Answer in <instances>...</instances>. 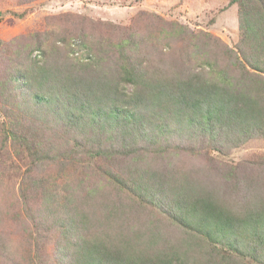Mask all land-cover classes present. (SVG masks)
Returning <instances> with one entry per match:
<instances>
[{"label":"trees","instance_id":"1","mask_svg":"<svg viewBox=\"0 0 264 264\" xmlns=\"http://www.w3.org/2000/svg\"><path fill=\"white\" fill-rule=\"evenodd\" d=\"M230 3L239 4L238 42L231 47L206 34L194 51L203 61L201 70L189 72L186 62L133 64L132 31L116 42L106 37L107 48L101 37L98 53L78 60L59 59L54 47L43 51L41 59L31 56L29 44L19 50L25 68L8 71L0 83L1 99L9 98L7 93L14 89L20 91L19 99L14 96L20 109L27 108L33 121L56 122L55 135L62 143L56 146L47 140L45 150L44 125L23 126L21 110L14 113L10 107L15 123L9 129L0 123V149L10 143L23 148L21 153L31 156L30 170L40 160L59 159L66 166L79 160L82 166L81 160L105 161L97 166L101 175L119 189H128L139 203L156 202L174 224L203 240L197 252L189 242L188 248L178 244L154 248L163 241L160 233L151 231L146 239L109 226L142 206H125V200L117 199L101 217L91 207L89 217L83 206H69L73 191L61 200L60 191L42 183L47 214L62 210L65 215L59 220L68 235L65 246L74 247L73 252L71 246L66 248L71 252L66 264H244L246 257L264 264V162L234 164L210 156L197 172L182 170L180 176L167 163L166 173L151 166L168 152L200 153L204 158L212 149L227 155L253 138H264V0ZM166 34L179 37L183 45L187 42L183 25L171 23ZM80 40L76 41L88 46ZM9 101L5 105H14ZM20 124L22 129L17 128ZM52 148L56 152L49 160ZM125 159L130 165L120 167ZM32 180L43 182L39 175ZM65 182L64 188L69 187ZM22 196L25 199V190Z\"/></svg>","mask_w":264,"mask_h":264},{"label":"rangeland","instance_id":"2","mask_svg":"<svg viewBox=\"0 0 264 264\" xmlns=\"http://www.w3.org/2000/svg\"><path fill=\"white\" fill-rule=\"evenodd\" d=\"M230 1L0 0V83L7 79L8 71L13 67L25 68V56L19 50L23 51L26 44L33 49L31 56L37 59L43 57V51L54 47L59 59L67 57L78 60L90 52L94 57L98 53L99 42H102L101 37L105 38L102 46L107 48L106 37L109 36L116 42L122 36H128L130 31L134 33L132 41L136 42V50L131 56L133 64L186 62L188 71L192 72L200 67L199 63H203L195 56L194 51L197 45L203 43V39H207L206 34L220 37L231 47L238 42L239 4H231ZM171 23L183 25L187 39L184 45L179 37L167 36L166 31L171 29ZM130 26L133 27L128 29ZM60 38L67 41L63 42ZM77 39H84L88 46L79 44ZM37 45H40L39 49H34ZM187 52L191 55L188 56ZM20 58L24 59L23 63ZM9 84L14 85L12 81ZM127 88L131 91L133 86L129 85ZM15 93L19 99L20 91L15 89L7 93V99L3 100L0 96V123L4 122L8 129L15 123L9 115L10 107L14 113L21 110L19 100L14 97ZM8 99L14 105H5ZM25 114L28 115L26 122ZM30 114L27 108L26 111L21 110L22 125L30 124L35 128L36 124H39V128L44 125L43 135L38 130L36 132L43 137L41 143L48 140L59 146L62 142L55 135L58 128L56 122H45L42 118L33 121ZM17 128L22 129L21 124ZM1 136L3 134L0 132ZM71 138L68 137L69 141ZM1 143L0 139V146ZM50 143L44 144L45 150L48 151ZM22 149L14 143L0 149V264H66L70 260L71 252L66 248L71 245L65 246L68 235L62 231L65 227L61 230L59 224V220H64L65 215L62 210H55L56 214H47L45 205L48 203L42 195V183L60 191L58 198L61 200L70 196L73 191L75 199L69 206H83L89 217H92L91 207L96 208V214L101 217L117 199L125 200V206H142L139 211H129L125 218L113 221L114 224L109 222V226L112 229L113 226L115 229L119 226L125 235L132 232L142 234L146 239L151 231L160 233L164 237L163 241L154 248L162 249L166 244L188 248L189 242L196 248L192 251L197 252V248L202 245L203 240L198 235L174 224L166 209L159 204L148 200H141L139 203L128 189H119L113 181L101 175L97 166L105 161L101 162L99 159L89 163L81 160L85 163L82 166L79 160L66 166L59 159H53L56 148H52L49 160H53H40L30 170L31 156L27 151L21 153ZM210 156L234 164L250 161L251 165L257 166L264 162V138H253L232 149L227 155H221L212 149L204 158L200 153L190 155L181 152L171 155L168 152L164 160L155 159L151 166L166 173L167 163L180 176L182 170L197 172V166L206 164ZM129 159L121 161L119 166L130 165L131 161H127ZM144 162L146 164L148 161ZM37 175L43 182L32 180ZM80 176L86 180H80ZM65 181L70 183L67 188H64ZM23 190L25 199L22 196ZM55 203L51 202L50 205H56ZM67 228H70L69 224ZM73 248L71 246L72 252ZM225 249L229 251L228 248ZM244 264L261 263L246 257Z\"/></svg>","mask_w":264,"mask_h":264}]
</instances>
